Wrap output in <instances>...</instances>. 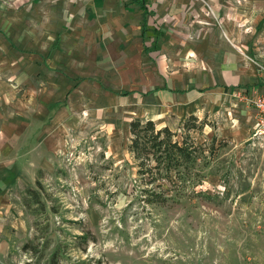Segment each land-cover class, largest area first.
<instances>
[{
	"label": "rangeland",
	"instance_id": "obj_1",
	"mask_svg": "<svg viewBox=\"0 0 264 264\" xmlns=\"http://www.w3.org/2000/svg\"><path fill=\"white\" fill-rule=\"evenodd\" d=\"M77 1L0 0V29L14 38L20 28H41L39 13L44 21L65 18L75 38L77 31L69 23ZM120 1H129L136 13L143 11L130 0ZM143 1L147 19L162 26L160 3L174 0ZM43 10L50 15L47 19ZM154 32L153 40L145 35V53L154 64L162 63L158 78L183 77L177 63L204 70L193 65L192 56L176 55L175 48L163 51L162 31L155 27ZM72 38L68 41L74 42ZM172 61L178 62L165 69ZM6 79L18 90L15 77L0 71V80ZM90 115L83 111L79 124L62 130V147L53 165L39 175V187L34 183L10 190V208L0 220V264H50L56 247L57 262L52 264H264L263 142L248 135L240 140L223 137L212 118L206 119L202 132L191 131V136L203 143L215 135V153L212 157L205 151L195 193L148 203L141 190L150 185L139 180L127 150L130 119L148 114L112 110ZM185 118L166 110L153 120L180 134ZM26 242L31 246L24 249Z\"/></svg>",
	"mask_w": 264,
	"mask_h": 264
},
{
	"label": "crops",
	"instance_id": "obj_2",
	"mask_svg": "<svg viewBox=\"0 0 264 264\" xmlns=\"http://www.w3.org/2000/svg\"><path fill=\"white\" fill-rule=\"evenodd\" d=\"M125 3L78 0L72 12L67 8L75 16L69 23L75 38L65 18L44 21L39 13L41 28H20L14 38L0 29V71L19 87L0 80V220L10 208V190L40 180L62 147V130L79 124L83 111H143L153 120L167 110L176 117L212 118L223 137L240 140L251 133L254 109L237 104L231 93L264 94V76L248 60L264 61V0L160 3L159 27ZM155 27L162 31L163 51L175 48L204 70L172 61L165 69L177 63L183 77L158 78L162 63L145 53V35L153 40Z\"/></svg>",
	"mask_w": 264,
	"mask_h": 264
},
{
	"label": "trees",
	"instance_id": "obj_3",
	"mask_svg": "<svg viewBox=\"0 0 264 264\" xmlns=\"http://www.w3.org/2000/svg\"><path fill=\"white\" fill-rule=\"evenodd\" d=\"M147 13L143 0H131ZM205 118L201 120L191 114L182 123L179 134L167 126L159 127L151 119L134 118L129 121L130 132L127 150L134 159L136 173L139 180L149 187H142L144 201L148 203H164L167 199L177 200L194 194L196 185L202 181L200 169L205 164V151L209 156L215 153L216 137L212 136L210 141L200 143L191 136V131L202 132L204 125H207ZM40 185V181H36ZM86 240V235H79ZM87 241V240H86ZM85 241V242H86ZM31 246L26 242L23 248ZM84 249V248H83ZM49 260V263H56L57 252ZM98 263V262H97ZM84 264H91L89 260Z\"/></svg>",
	"mask_w": 264,
	"mask_h": 264
},
{
	"label": "built area",
	"instance_id": "obj_4",
	"mask_svg": "<svg viewBox=\"0 0 264 264\" xmlns=\"http://www.w3.org/2000/svg\"><path fill=\"white\" fill-rule=\"evenodd\" d=\"M262 56L248 57L257 66L258 72L264 76V61ZM237 104L250 105L254 109V125L248 139L257 143H264V94L249 96L247 91L236 89L231 93ZM236 104V106H237Z\"/></svg>",
	"mask_w": 264,
	"mask_h": 264
}]
</instances>
